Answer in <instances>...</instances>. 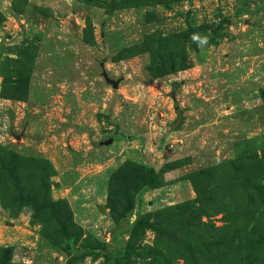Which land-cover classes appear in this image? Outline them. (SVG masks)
I'll return each mask as SVG.
<instances>
[{
	"label": "rangeland",
	"instance_id": "1",
	"mask_svg": "<svg viewBox=\"0 0 264 264\" xmlns=\"http://www.w3.org/2000/svg\"><path fill=\"white\" fill-rule=\"evenodd\" d=\"M0 264H264V0H0Z\"/></svg>",
	"mask_w": 264,
	"mask_h": 264
},
{
	"label": "water",
	"instance_id": "2",
	"mask_svg": "<svg viewBox=\"0 0 264 264\" xmlns=\"http://www.w3.org/2000/svg\"><path fill=\"white\" fill-rule=\"evenodd\" d=\"M101 66V76L104 79V82L110 86H112L113 88H117V85L119 83L118 80H112L111 78H109V76L107 75V73L105 72V70L103 69L102 65ZM112 142V139H108L107 141L104 142V145H108ZM98 210H100L101 212H103V209L101 208L100 205L97 206Z\"/></svg>",
	"mask_w": 264,
	"mask_h": 264
},
{
	"label": "trees",
	"instance_id": "3",
	"mask_svg": "<svg viewBox=\"0 0 264 264\" xmlns=\"http://www.w3.org/2000/svg\"><path fill=\"white\" fill-rule=\"evenodd\" d=\"M176 85V84H175ZM176 119L172 124V130H176L178 129V126L180 125L182 119H181V111L176 109ZM11 155H13V153H11Z\"/></svg>",
	"mask_w": 264,
	"mask_h": 264
},
{
	"label": "clouds",
	"instance_id": "4",
	"mask_svg": "<svg viewBox=\"0 0 264 264\" xmlns=\"http://www.w3.org/2000/svg\"><path fill=\"white\" fill-rule=\"evenodd\" d=\"M194 39H197V37H194ZM201 43H206V38H202Z\"/></svg>",
	"mask_w": 264,
	"mask_h": 264
}]
</instances>
